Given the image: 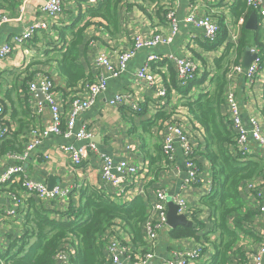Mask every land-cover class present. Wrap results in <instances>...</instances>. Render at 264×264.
<instances>
[{"label": "crops", "instance_id": "obj_1", "mask_svg": "<svg viewBox=\"0 0 264 264\" xmlns=\"http://www.w3.org/2000/svg\"><path fill=\"white\" fill-rule=\"evenodd\" d=\"M22 1L16 0L17 3H13L12 0H0V13L8 14L11 18L9 23L0 26V45L7 42L12 35L20 33L35 21L44 20L47 28L37 31L30 43L26 45L21 44V47H16L7 59L0 61V100L5 102V106L8 104V114L5 115V121H9L8 124L13 127L12 133L6 140H10L12 144L10 143L9 145L14 148H9L2 152V142H0V171L6 162L5 153L9 150H15V147L20 150L19 152L24 149L31 128H43L50 124L48 109H45L38 115L36 114L34 109L36 99L34 95L27 92V82H25L24 88H21L25 77L35 72L32 74L33 77L30 80L32 81L36 79L35 76L37 74H47L56 87L63 123L64 120L69 118V104L76 94L66 88L52 60L58 56V53L55 51L61 47L60 38L65 41L70 39L71 33L65 30V28H70V24L75 19H78L79 27L89 22L87 10L95 6V4L90 3L88 0H61L63 13L59 17V20L54 23L44 19L40 13H32V9L40 3V0H29L26 4L27 10L30 11L29 14L18 18V8ZM158 1L160 3L158 6L161 7L158 16L155 13L149 16L147 12L145 13V11H142L134 4H131V8L126 7V11L124 9L121 12L118 31L114 36L111 30H104L101 27L102 21L100 19L90 20L92 24L88 25L84 30L85 42L81 46L78 61L83 65L86 75L93 80L101 71H105L104 68H99L95 64L96 56L102 51H105L112 63H116L118 53L131 47L134 36L140 35L150 38L152 33H158L162 36L168 35V23L166 22L167 0ZM237 1L217 0L206 8L197 0H179L176 9L179 29L173 42L168 46L160 45L153 50H140L135 58L129 62L127 71L120 77L110 80L107 90L100 96L96 104L88 111L80 114L77 121H75L74 131L85 129L87 132H90L92 135L91 140L96 145L98 153L88 152L87 158L80 168L76 172H73L70 164V154L63 151L61 147L73 146L75 148H83L86 142L84 140L51 135L39 145L26 161L23 166L25 174L33 180L46 184V186L51 178L54 180L53 186L57 185L79 190L83 186L90 185L104 188L106 193L113 194L115 198H118L117 188L104 183L101 179L102 160L99 157L100 155L108 156L113 160L114 164L124 160L129 165L137 167L141 171V174H144L137 181L129 178L122 181V186L127 193L126 195H132L133 198L142 197L148 203L149 209L154 201L155 193L159 190L166 192L169 199L177 196L182 198L187 208L185 216L188 221L193 223L192 226L201 238L199 240L193 238L172 240L169 238L168 232L171 230L169 228V231L165 230L159 233L157 243H155L153 248L147 247L145 240L144 246L132 244L133 248L136 251L148 250L157 252L158 258H163L173 250H192L202 247L203 254L199 262L195 264L210 263L214 255L212 242L217 241V236L210 234L212 229L210 210L201 204V198L211 193L213 170L210 163L200 156L204 145L203 139L200 136L201 134L197 131H191V117L187 110L181 106L183 101L175 90L176 87H179L176 73L172 80L168 78L171 91L168 95L166 93V98L163 100L164 103L161 106L159 99L156 98L155 89L140 84L135 79L134 74L148 53H157L159 55L175 54L181 58L190 59L195 63L198 67L197 79H201L206 74L208 75L205 84L200 87L194 86L192 91L202 93L209 89L208 79L216 72L215 61L225 53V43L236 44L240 30L243 24L245 23L246 25L247 22L243 18H238L232 14L229 9L231 6H235ZM154 3L156 2L147 3L145 7L146 11L150 13L151 10H155ZM191 5L196 6L193 14L197 18L207 15L210 9L215 11L212 15V20L220 25L215 43H209L201 30L195 29L184 22L191 12ZM240 19L242 22H240ZM257 30L263 41L258 20ZM75 31L76 29L74 28ZM233 40H236V42H233ZM249 48H254V45L251 43ZM24 49H27L28 53L25 54ZM243 57L244 55L237 65L242 66ZM50 58L51 62L49 61V63L47 60ZM35 62H44L45 64L38 66V68H36L37 65L32 67L31 64ZM170 64L168 68L175 70L173 63L171 62ZM260 67V72L256 75V79L252 84L248 83L244 74L235 76L234 89L244 127L248 129V120L254 118L259 122L261 132L264 133V54ZM161 71L163 70L161 69ZM159 75L156 72V76ZM14 83L17 85V88L13 91L12 86ZM119 94L126 97L127 104L125 103L122 107L110 105L108 101ZM6 95L10 101H8ZM26 95L27 100H25ZM11 101L14 102L15 109L17 110L18 115L16 120H21L18 123L9 119L11 114L9 102ZM133 105L139 106V111L136 114L131 110ZM161 108H163L164 112L171 114L168 119L155 122L157 111ZM166 122L181 125L187 133L190 143L199 152L197 158L199 159V177L202 183L187 187L181 186L182 181L186 178V167L182 152L178 147L175 151L172 169L166 166L161 155V138ZM149 123L152 126L145 128V124ZM247 144L248 149L245 157L260 164L259 174L252 181L255 187L262 189L264 193V149L256 145L251 139L248 140ZM154 157L157 160L152 169H155V167L157 169L151 171L150 159ZM9 192L22 197L23 201H20L16 205L11 200ZM32 197L36 198L37 202L40 201L41 205H48V202L51 201L40 200L36 196H24L19 186L17 188L0 189V258L5 259L7 252H11V245L23 235L26 201ZM124 197L118 198L121 203L124 202ZM69 198L54 201H56L60 210L65 212L70 204ZM72 199L74 202L77 201L75 197H72ZM243 202V211L252 214L251 229L247 231L250 236H247V233H239V239L234 246L233 252L230 254L231 261L229 264H248L251 261L252 254L257 250L258 243L264 238V211L260 210L261 207H264V194L263 199L257 202L248 186L245 185ZM14 208L15 213L13 215L6 214L8 210ZM244 228H247L245 224ZM205 236L206 240L203 238ZM127 239L131 244L130 238L126 233L124 240L126 241ZM66 250L74 252L72 245L65 248ZM72 256L68 255L69 264H71ZM4 262L3 260L0 261V263L6 264Z\"/></svg>", "mask_w": 264, "mask_h": 264}, {"label": "trees", "instance_id": "obj_2", "mask_svg": "<svg viewBox=\"0 0 264 264\" xmlns=\"http://www.w3.org/2000/svg\"><path fill=\"white\" fill-rule=\"evenodd\" d=\"M12 1L17 3L16 0ZM149 2H156L154 3L155 10H151L150 13L145 9ZM131 4L138 6L149 16L152 13L158 16L161 10V7L158 6L160 4L158 0H97L95 6L87 10L89 22L79 27V21L75 19L70 24V28H65L71 33L70 39L65 41L60 38L61 47L55 51L58 56L52 61L55 63L66 88L75 93L76 96L79 94L78 90L81 83L92 82L91 77L86 75L83 65L78 62L81 46L85 42V28L92 24L90 20L100 19L102 21L101 27L104 30H111L113 36L116 35L121 20V12L124 9L126 11V7L131 8ZM229 9L232 14L238 18H243L245 22L253 13L250 8H247L246 0H238L235 6H231ZM74 28L76 29L75 32ZM260 38L261 35L258 30L251 32L245 28L244 23L236 44L227 43L225 53L215 61L216 72L208 79L209 89L202 93L192 91L194 86L200 87L205 84L207 74L201 79H197L198 75H196L195 79L187 83L186 86L179 85L175 89L183 101L181 106L187 110L191 117V131H197L203 139L204 145L200 156L210 163L213 170L211 193L201 198V204L210 210L212 219L210 234L217 236V241L212 242L213 259L208 264H229L231 261L230 254L239 239V233L246 234L251 229L252 214L243 211V193L246 183L252 181L259 174L260 164L257 161L247 159L238 152L235 142L236 134L232 127L230 112L225 103V94L229 64L232 62L237 65L251 43L258 51L260 60L263 59L264 44ZM49 61L51 62V58L47 60V62ZM44 64V62H35L31 65L32 67L37 65L36 68H38ZM169 65L171 64L166 62L158 65L159 68L164 67L165 73L160 70L161 68L156 71L160 74L167 95L171 91L168 78L172 80L176 73L175 70L168 68ZM155 67L156 65L153 69ZM37 71L39 72V70ZM32 74L24 78L22 89L25 82H30L33 77ZM16 88L17 85L14 83L13 91ZM6 97L8 99L7 95ZM25 100H27V95ZM8 101L10 100L8 99ZM0 103L3 105L4 115H7L8 104L5 106V102L1 100ZM9 104L11 108L9 119L17 123L20 122L21 120H16L18 114L14 102L11 101ZM225 110L226 112H224ZM157 112L155 122L164 121L171 114L164 112L163 108L158 109ZM8 123L9 121H5V125ZM145 126L148 128L152 124H145ZM1 142L2 152L9 148L14 149L13 146L9 145L10 140L5 138ZM19 151L15 147V150L8 152ZM198 153L194 148L193 160L197 166L199 165ZM156 160V157L150 159L151 171L157 169L156 167L152 169ZM18 186L17 184L9 188H17ZM69 197L70 204L65 212L60 210L54 200L49 201L48 205H41L36 198H29L26 201L23 235L11 245V252H7L5 259L0 258V261L3 260L6 264H54L56 252L65 250L72 245L74 255L71 264H106V248L102 237L118 224L128 234L131 245L144 246L143 227L148 219L149 205L142 197H134L121 203L113 194L106 193L104 188L90 185L83 186L79 190L73 189ZM72 197H75L77 201L71 200ZM168 233L172 240L201 239L193 226H178ZM203 238L207 239L206 236Z\"/></svg>", "mask_w": 264, "mask_h": 264}, {"label": "built area", "instance_id": "obj_3", "mask_svg": "<svg viewBox=\"0 0 264 264\" xmlns=\"http://www.w3.org/2000/svg\"><path fill=\"white\" fill-rule=\"evenodd\" d=\"M90 3L96 4L97 0H88ZM179 0H167L168 9L166 11V22L168 23V35L162 36L158 33H152L150 38L140 35L134 36L132 45L125 51H120L117 55L116 63H112L105 51H102L95 58V64L99 68H104L92 82L81 83L79 94L72 98L69 108V118L64 120L62 117L61 105L58 103L56 87L52 79L47 74H37L36 79L27 83V92L35 96L34 109L36 114H40L45 109H48L50 114V124L43 127H33L28 134V141L21 152L5 153L6 162L0 171V189H6L10 185L18 184L24 196H36L40 200H64L69 197L72 188L61 186H53L50 190L46 184L29 178L23 169L24 164L30 158L31 154L39 147V145L51 135L63 136L65 138H73L75 140H84L86 142L83 148H75L73 146H62L61 149L70 154L71 169L76 172L87 158V153H98L96 145L92 142V135L85 129L74 131V124L80 114L91 109L107 90L108 82L112 79L123 75L127 69L129 62L135 58L140 50H153L160 45H170L174 37L178 34V19L176 16ZM204 7L212 5L217 0H197ZM29 0H23L18 8V18L29 14L26 4ZM247 8H250L256 15L258 26L263 36L264 44V0H246ZM196 6H190V14L185 18L184 22L191 27L201 30L205 39L209 43H215L220 30L219 23L213 21L212 15L214 10L210 9L209 13L204 17H195L193 11ZM32 13L41 14V16L51 22H57L63 13V5L61 0H40V3L32 9ZM11 18L8 14L0 13V26L9 23ZM240 22L242 20L240 19ZM47 28L44 20H39L31 23L27 28L18 34L12 35L9 40L0 45V61L7 59L16 47H21V44L30 43L37 31ZM236 42V40H233ZM227 43H225L226 46ZM224 46V48H225ZM25 54L28 53L24 49ZM251 52L256 53V59L249 65L244 73L241 65H235L232 62L228 66L227 72V90L225 94V103L230 112L232 127L236 134V148L241 155L247 153L248 140L251 139L256 145L264 149V133L261 132L259 122L250 118L248 120L249 128L246 129L241 120L240 108L237 102L234 78L237 75L244 74L248 83L252 84L256 75L261 69V60L258 56V51L255 48ZM173 63L180 86H186L187 83L194 80L197 75L198 67L195 63L187 58H181L175 54L148 53L141 66L136 70L135 79L142 85L155 89L156 98L159 99L160 106L166 98V89L163 87V81L160 76H156V71L160 68L165 73L164 67L159 66L163 63ZM156 67L153 69V67ZM159 65V66H158ZM160 69V70H161ZM41 95V99L39 98ZM110 105L122 107L127 99L123 95H116L109 101ZM133 113L139 111V106L131 107ZM5 115L3 105L0 103V142L7 138L13 131V127L9 124L5 125ZM161 151L163 159L167 167L173 166L175 160V151L178 147L185 160L186 178L182 181V187L191 186L202 183L199 177V168L194 162V146L190 143L187 133L182 126L176 123H165V130L161 138ZM102 160L101 179L104 183L110 184L118 190V198H123L127 193L122 186V181L126 178L137 181L141 179V171L129 165L126 161L121 160L114 164L113 160L108 156L99 157ZM116 172V175L113 174ZM246 186L250 189L251 194L257 202L263 199L262 189L255 187L253 181L247 182ZM122 195V197H121ZM9 196L13 202L18 205L23 198L9 192ZM117 198V199H118ZM132 195H126L124 202L132 199ZM118 199V200H119ZM120 201V200H119ZM172 201L178 208L177 213L185 215L186 204L180 197L170 198L164 191H157L154 195V201L148 211V219L144 224V240L147 247H154L157 243L159 233L165 230L169 231L167 226L166 212L167 203ZM264 211V207L260 208ZM15 208L6 212L8 215H13ZM125 231L116 225L108 230L102 237V241L106 248V264H195L198 263L203 254L202 247H197L192 250H173L165 257L158 258L157 252L152 251H136L129 240H124ZM67 251V250H66ZM59 250L54 256V264H69L68 255H74V252H66ZM264 262V238L258 243L257 250L252 254L251 261L248 264H263ZM2 264V263H1Z\"/></svg>", "mask_w": 264, "mask_h": 264}, {"label": "water", "instance_id": "obj_4", "mask_svg": "<svg viewBox=\"0 0 264 264\" xmlns=\"http://www.w3.org/2000/svg\"><path fill=\"white\" fill-rule=\"evenodd\" d=\"M246 29L250 30V31H256L257 30V17L254 13H252L245 25ZM252 48H247L245 53H244V57H243V61H242V68L244 70V73L246 72V69L249 67V65L256 59L257 54L251 52ZM39 98L41 99V95L39 94ZM113 174L116 175V172L113 171ZM117 176V175H116ZM53 182L54 180H52L51 178L49 179V182L47 184L48 189L50 190L53 187ZM177 206L172 202L169 201L167 203V212H166V223L167 226L172 230L178 226L181 227H192V222L188 221L185 215L182 214H178L177 213Z\"/></svg>", "mask_w": 264, "mask_h": 264}]
</instances>
